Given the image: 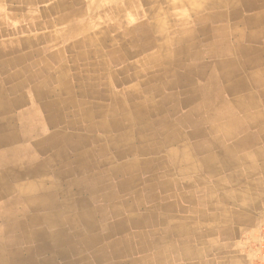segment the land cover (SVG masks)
<instances>
[{"label":"crops","instance_id":"0c3cea01","mask_svg":"<svg viewBox=\"0 0 264 264\" xmlns=\"http://www.w3.org/2000/svg\"><path fill=\"white\" fill-rule=\"evenodd\" d=\"M263 31L264 0H0V264H264Z\"/></svg>","mask_w":264,"mask_h":264},{"label":"bare ground","instance_id":"6f19581e","mask_svg":"<svg viewBox=\"0 0 264 264\" xmlns=\"http://www.w3.org/2000/svg\"><path fill=\"white\" fill-rule=\"evenodd\" d=\"M254 2V1H253ZM256 2V1H255ZM243 6H244V4H242ZM237 16V15H236ZM244 21V20H243ZM253 24V23H252ZM261 30V29H260ZM263 30V29H262ZM261 30V31H262ZM221 31V30H220ZM222 32V31H221ZM260 32V31H259ZM264 32V31H263ZM240 35V34H239ZM249 35V34H248ZM262 36V35H261ZM253 37V36H252ZM205 39V38H204ZM257 40V39H256ZM227 42V41H226ZM233 43V42H232ZM224 49H225V47H224ZM212 50V49H211ZM220 50V49H219ZM226 50V49H225ZM224 50V51H225ZM222 52H223V50H222ZM229 52V51H228ZM248 52V51H247ZM232 66V65H231ZM30 80V79H29ZM22 82V81H21ZM32 82V81H31ZM36 82V81H35ZM1 83V82H0ZM17 83H19V82H16V84ZM15 84V85H16ZM5 85V84H4ZM12 87V86H11ZM15 88H16V86H15ZM21 88V87H20ZM41 89V88H40ZM19 90V89H18ZM35 92V91H34ZM68 92V91H67ZM33 93V92H32ZM7 94V93H6ZM115 95V94H114ZM20 96V95H19ZM117 96V95H116ZM4 99V98H3ZM20 99V98H19ZM18 99V100H19ZM16 100V99H15ZM43 101V100H42ZM57 101V100H56ZM6 102V101H5ZM20 102V101H19ZM26 102V101H25ZM58 102H59V100H58ZM57 102V103H58ZM23 103V102H22ZM63 103V102H62ZM27 104V103H26ZM46 104V103H45ZM88 104V103H87ZM6 105V104H5ZM39 105V104H38ZM1 106V105H0ZM7 106V105H6ZM45 106V105H44ZM69 106V105H68ZM5 107V106H4ZM3 107V108H4ZM8 107H9V105H8ZM13 107V106H12ZM39 107V106H38ZM50 107H51V105H50ZM55 107V106H54ZM59 107V106H58ZM40 108V107H39ZM48 108V107H47ZM7 109V108H6ZM9 109V108H8ZM26 109V108H25ZM41 109V108H40ZM79 110V109H78ZM24 111V110H23ZM36 111H38V110H36ZM40 111V110H39ZM64 111V110H63ZM56 112V111H55ZM80 112V111H79ZM40 114V113H39ZM82 113L80 112V114H78V115H81ZM37 115L38 114H36L35 113V111H34V109L33 108H31V111L30 110H28V109H26L25 110V121H27L26 122V131H34L33 130V127L32 126H34V124H33V122L34 121H32L33 120V118H36L37 117ZM44 115V114H43ZM61 116H62V114H61ZM91 116V115H90ZM47 117H51V119L53 120V119H55L54 117H55V114H54V112L52 111V109H48L47 110ZM46 117V118H47ZM127 117V116H126ZM45 118V117H44ZM63 118V117H62ZM57 119V118H56ZM61 120V119H60ZM76 120V119H75ZM48 121H49V119H48ZM63 121V120H62ZM72 122V121H71ZM45 123V122H44ZM58 123H59V121H58ZM63 124V123H62ZM130 124V123H129ZM15 125V124H14ZM17 125H18V123H17ZM22 125V124H21ZM38 125V124H37ZM36 126V125H35ZM44 126V125H43ZM50 126V125H49ZM66 126V125H65ZM71 126V125H70ZM11 127V126H10ZM17 128V127H16ZM15 128V129H16ZM38 128V127H37ZM58 128V127H57ZM34 129H36V128H34ZM41 129V128H40ZM61 129V128H60ZM113 129V128H112ZM116 129V128H115ZM11 130V129H10ZM62 130V129H61ZM61 130H59V131H61ZM40 131V130H39ZM65 130H63V132H64ZM69 131V130H68ZM57 132V131H56ZM63 132H61V133H63ZM67 132V131H66ZM70 132V131H69ZM25 134H26V132H24ZM34 134V133H33ZM38 134V133H37ZM83 134V133H82ZM135 134V133H134ZM40 135V134H39ZM60 135V134H59ZM58 135V136H59ZM64 135V134H63ZM26 136V135H25ZM41 136V135H40ZM50 136V135H49ZM54 136H55V134H54ZM27 137V136H26ZM26 137H25V139H26ZM39 137V136H38ZM29 137H27V139H28ZM31 138V137H30ZM29 138V139H30ZM127 138V137H126ZM12 139V138H11ZM28 139V140H29ZM52 140V139H51ZM70 140V139H69ZM113 140V139H112ZM66 141V140H65ZM76 141V140H75ZM87 141H88V139H87ZM8 142V141H7ZM13 142V141H12ZM22 142V141H21ZM43 142V141H42ZM64 142V141H63ZM9 143V142H8ZM11 143V142H10ZM24 143V142H23ZM54 144V143H53ZM62 144V143H61ZM66 144V143H65ZM52 145V144H51ZM82 145V144H81ZM4 146V145H3ZM9 146V145H8ZM54 146V145H53ZM67 147V146H66ZM1 148V147H0ZM54 148V147H53ZM72 148V147H71ZM105 149V148H104ZM34 150V149H33ZM62 150V149H61ZM67 150V149H66ZM97 151V150H96ZM59 152V151H58ZM67 152V151H66ZM105 152V151H104ZM84 153V152H83ZM94 154H95V152H94ZM28 155V154H27ZM57 155V154H56ZM88 155V154H87ZM47 156V155H46ZM53 156V155H52ZM59 156V155H58ZM96 156V155H95ZM98 156V155H97ZM39 157H40V155H39ZM65 157V156H64ZM74 157V156H73ZM23 158H24V156H23ZM60 158V157H59ZM98 158V157H97ZM96 158V159H97ZM103 158V157H102ZM101 159V158H100ZM38 160V159H37ZM61 160V159H60ZM64 160V159H63ZM70 160V159H69ZM107 160V159H106ZM20 161V160H19ZM42 161H43V159H42ZM98 161V160H97ZM106 162V161H105ZM59 163H60V161H59ZM93 163V162H92ZM36 164V163H35ZM69 164V163H68ZM96 164V163H95ZM136 164V163H135ZM9 165V164H8ZM23 165V164H22ZM27 165H29V163L27 164ZM70 165V164H69ZM140 165V164H139ZM11 166V165H10ZM73 166V165H72ZM2 167V166H1ZM20 167V166H19ZM27 167V166H26ZM52 168V167H51ZM67 168V167H66ZM25 169V168H24ZM23 169V170H24ZM27 169V168H26ZM93 169V168H92ZM36 170V169H35ZM96 170V169H95ZM76 171V170H75ZM24 172V171H23ZM104 172V171H103ZM102 172V173H103ZM7 173V172H6ZM30 173V172H29ZM81 173V172H80ZM90 173V172H89ZM105 173V172H104ZM31 175H33L32 173H30ZM53 174V173H52ZM29 175V174H28ZM65 175V174H64ZM83 175V174H82ZM3 176H4V174H3ZM18 176V175H17ZM54 176V175H53ZM68 176V175H67ZM76 176V175H75ZM62 177H63V175H62ZM65 177V176H64ZM69 177V176H68ZM43 178V177H42ZM58 178H60V176L58 177ZM67 178V177H66ZM101 178V177H100ZM10 179V178H9ZM75 179V178H74ZM26 180V179H25ZM28 180V179H27ZM34 180V179H33ZM59 180V179H58ZM21 181V180H20ZM54 181V180H53ZM72 181V180H71ZM5 182H7V181H5ZM13 182V181H12ZM16 182V181H15ZM19 182V181H18ZM103 182V181H102ZM14 183V182H13ZM45 183H47V182H45ZM44 183V184H45ZM71 183V182H70ZM1 184V183H0ZM38 184V183H37ZM80 184V183H79ZM91 184V183H90ZM101 184V183H100ZM43 185V184H42ZM41 185V186H42ZM50 185V184H49ZM53 185V184H52ZM39 186V185H38ZM45 186H47V185H45ZM70 186V185H69ZM88 187H89V185H87ZM91 187V186H90ZM93 187V186H92ZM1 188V187H0ZM32 188V187H31ZM84 188H86V186L84 187ZM16 189H18V188H16ZM30 189V188H29ZM32 189H34V188H32ZM51 189H53V188H51ZM19 190V189H18ZM25 190V189H24ZM2 191V190H1ZM23 191V190H22ZM87 191V190H86ZM19 192V191H18ZM109 192V191H108ZM21 193V192H20ZM51 194H53L52 192H51ZM35 195V194H34ZM44 196V195H43ZM45 197V196H44ZM84 197V196H83ZM87 197V196H86ZM99 197V196H98ZM23 198V197H22ZM38 198V197H37ZM75 198V197H74ZM77 198V197H76ZM83 199V198H82ZM52 200V199H51ZM94 202V201H93ZM59 203V202H58ZM44 204H45V202H44ZM43 204V205H44ZM55 204V203H54ZM53 204V205H54ZM61 204V203H60ZM82 204H84V203H82ZM89 204V203H88ZM41 205V204H40ZM40 205H39V207H40ZM42 205V206H43ZM49 205V204H48ZM51 205V204H50ZM41 206V207H42ZM56 206V205H55ZM54 206V207H55ZM58 206V205H57ZM88 207V206H87ZM92 207V206H91ZM60 208V207H59ZM54 209V208H53ZM86 209V208H85ZM41 210V209H40ZM47 210V209H46ZM50 210V209H49ZM77 211V210H76ZM64 212V211H63ZM80 212V211H79ZM85 212V211H84ZM29 214L31 213L30 211L28 212ZM39 213V212H38ZM52 213V212H51ZM76 213V212H75ZM79 214V213H78ZM96 214V213H95ZM49 215V214H48ZM53 215V214H52ZM93 215V214H92ZM50 216V215H49ZM52 217V216H51ZM47 218V217H46ZM61 218V217H60ZM87 218V217H86ZM56 220V219H55ZM80 221V220H79ZM59 222V221H58ZM92 222H93V220H92ZM59 224V223H58ZM81 224V223H80ZM71 226V225H70ZM93 226V225H92ZM12 227V226H11ZM52 227V226H51ZM76 227H78V226H76ZM32 228V227H31ZM92 228V227H91ZM40 230V229H39ZM43 230V229H42ZM29 231V230H28ZM27 231V232H28ZM41 231V230H40ZM82 231V230H81ZM21 234V233H20ZM11 236V235H10ZM20 236H22V235H20ZM40 236V235H39ZM13 237H14V235H13ZM37 237V236H36ZM75 237V236H74ZM24 238V237H23ZM38 238V237H37ZM44 238H45V236H44ZM43 238V239H44ZM77 238V237H76ZM1 239V238H0ZM7 239V238H6ZM20 239V238H19ZM25 239V238H24ZM57 239V238H56ZM2 240V239H1ZM80 240V239H79ZM22 241H23V239H22ZM20 242V241H19ZM74 243V242H73ZM21 244V243H20ZM25 244V243H24ZM60 248V247H59ZM58 248V249H59ZM24 250V249H23ZM9 251V250H8ZM7 252V251H6ZM66 253V252H65ZM13 255V254H12ZM28 255V254H27ZM71 256V255H70ZM83 257H85V256H83ZM61 259V258H60ZM75 259V258H74ZM77 259V258H76ZM66 260V259H65ZM76 261V260H75ZM13 263V262H12Z\"/></svg>","mask_w":264,"mask_h":264},{"label":"built area","instance_id":"2783aa9c","mask_svg":"<svg viewBox=\"0 0 264 264\" xmlns=\"http://www.w3.org/2000/svg\"><path fill=\"white\" fill-rule=\"evenodd\" d=\"M263 257H264V230H263V241H262Z\"/></svg>","mask_w":264,"mask_h":264}]
</instances>
